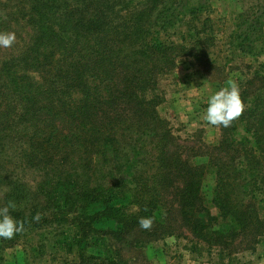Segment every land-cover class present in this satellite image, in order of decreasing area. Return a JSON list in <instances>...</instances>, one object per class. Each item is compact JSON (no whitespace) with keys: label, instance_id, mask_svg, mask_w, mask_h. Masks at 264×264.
Masks as SVG:
<instances>
[{"label":"trees","instance_id":"1","mask_svg":"<svg viewBox=\"0 0 264 264\" xmlns=\"http://www.w3.org/2000/svg\"><path fill=\"white\" fill-rule=\"evenodd\" d=\"M169 4L0 0V32L16 35L0 48V207L14 202L23 228L69 222L81 264L100 261L85 255L94 233L185 236L222 256L264 235V92L241 88L243 111L216 142L181 140L160 78L205 47L200 33L165 39Z\"/></svg>","mask_w":264,"mask_h":264},{"label":"rangeland","instance_id":"2","mask_svg":"<svg viewBox=\"0 0 264 264\" xmlns=\"http://www.w3.org/2000/svg\"><path fill=\"white\" fill-rule=\"evenodd\" d=\"M169 3L173 24L168 26L165 39L177 43L182 42V37L188 40L191 33H200L197 38L205 47V58L200 63L189 57L179 58L176 68L160 78L159 92L164 96L160 112L181 140L212 144L219 138L220 130L204 119L208 97L229 81H234L240 92H264V0ZM3 14L0 11V26ZM256 72L262 79L256 78L248 88L246 82ZM207 185L210 195L212 183L208 181ZM77 232L69 222L23 228L10 240L0 238V264H81L75 244ZM147 236L140 239L142 236L127 235L121 239L94 233L85 255L88 259L95 256L100 260L98 264H116L120 260L129 264H264V235L254 251L224 256L217 249L208 252L198 246L194 250L185 236Z\"/></svg>","mask_w":264,"mask_h":264},{"label":"clouds","instance_id":"3","mask_svg":"<svg viewBox=\"0 0 264 264\" xmlns=\"http://www.w3.org/2000/svg\"><path fill=\"white\" fill-rule=\"evenodd\" d=\"M15 40L14 32H0V48L11 47ZM242 111L243 103L239 86L234 81H229L226 86L208 97L204 119L212 126L228 127ZM15 207V203L11 201L0 207V238L10 240L23 231V223L16 221L10 215V211H14ZM34 219L39 220V216ZM138 223L141 228L148 229L152 225V219L141 217Z\"/></svg>","mask_w":264,"mask_h":264}]
</instances>
